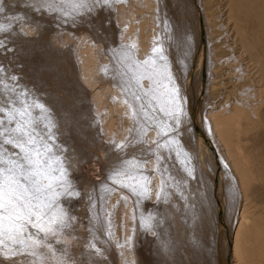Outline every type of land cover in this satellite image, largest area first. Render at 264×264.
I'll use <instances>...</instances> for the list:
<instances>
[{
  "label": "bare ground",
  "instance_id": "bare-ground-1",
  "mask_svg": "<svg viewBox=\"0 0 264 264\" xmlns=\"http://www.w3.org/2000/svg\"><path fill=\"white\" fill-rule=\"evenodd\" d=\"M229 260L264 264V0H0V264Z\"/></svg>",
  "mask_w": 264,
  "mask_h": 264
},
{
  "label": "snow or ice",
  "instance_id": "snow-or-ice-1",
  "mask_svg": "<svg viewBox=\"0 0 264 264\" xmlns=\"http://www.w3.org/2000/svg\"><path fill=\"white\" fill-rule=\"evenodd\" d=\"M105 2H107V0H105ZM29 143H32V141L30 140ZM16 147L21 148V150L25 152L24 159L29 165L35 164L37 166L36 168L29 170L28 175L25 176V179H30L32 176H37V177L42 176L43 173L39 168V165L41 164V161L38 159L39 153L38 152L36 153L37 159H33L32 155L29 154V151L25 148L24 145L17 144ZM17 167L23 170V165H17ZM8 181L10 184H16V185L19 184V181L15 179L14 175L9 176ZM36 183H39V181H36ZM39 190L40 189L37 188V191ZM25 191H27V189H25ZM6 195L8 196V199L4 201V204L9 208L15 206L13 205V198L16 200L21 199L20 196L15 195V189L10 188L9 192ZM25 207H28V205L26 204Z\"/></svg>",
  "mask_w": 264,
  "mask_h": 264
},
{
  "label": "rangeland",
  "instance_id": "rangeland-1",
  "mask_svg": "<svg viewBox=\"0 0 264 264\" xmlns=\"http://www.w3.org/2000/svg\"><path fill=\"white\" fill-rule=\"evenodd\" d=\"M202 22H203V20H202ZM203 33H204V39H205V27H204V24H203ZM205 42L203 41V44H204ZM214 147V146H213ZM215 148V147H214ZM216 151V150H215ZM89 170V168L86 166L85 167V172L87 173V171ZM101 178V174H100V172L98 171V172H96V174H95V179L96 180H99ZM228 264H230V260H229V262H228Z\"/></svg>",
  "mask_w": 264,
  "mask_h": 264
}]
</instances>
